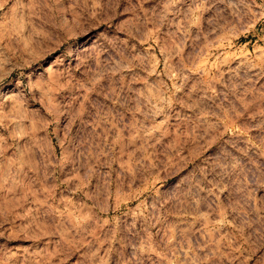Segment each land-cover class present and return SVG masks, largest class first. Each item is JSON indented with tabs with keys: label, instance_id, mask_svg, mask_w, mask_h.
I'll return each mask as SVG.
<instances>
[{
	"label": "rangeland",
	"instance_id": "1",
	"mask_svg": "<svg viewBox=\"0 0 264 264\" xmlns=\"http://www.w3.org/2000/svg\"><path fill=\"white\" fill-rule=\"evenodd\" d=\"M0 264H264V0H0Z\"/></svg>",
	"mask_w": 264,
	"mask_h": 264
}]
</instances>
